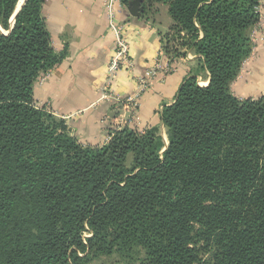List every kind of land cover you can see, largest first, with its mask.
<instances>
[{
    "label": "trees",
    "instance_id": "1",
    "mask_svg": "<svg viewBox=\"0 0 264 264\" xmlns=\"http://www.w3.org/2000/svg\"><path fill=\"white\" fill-rule=\"evenodd\" d=\"M19 1L0 0V264H264V94L231 91L261 0H146L144 18L167 7L163 52L197 55L208 84L184 79L163 132L116 127L101 146L37 106L34 83L63 56L45 0H26L12 26Z\"/></svg>",
    "mask_w": 264,
    "mask_h": 264
},
{
    "label": "crops",
    "instance_id": "2",
    "mask_svg": "<svg viewBox=\"0 0 264 264\" xmlns=\"http://www.w3.org/2000/svg\"><path fill=\"white\" fill-rule=\"evenodd\" d=\"M108 0H45L42 16L55 53L62 60L34 83L38 107L64 120L72 136L82 144L101 146L116 127L144 130L159 127L160 111L175 102L178 90L189 76L200 86L209 75L200 58L190 51L172 58L162 50L161 36L171 21L133 18L119 1L112 5V17L105 9ZM260 26L251 56L243 64L231 91L239 99H256L264 94V0H261ZM122 28L128 44L130 66H124L112 82L115 98L105 99L101 88L115 47L114 28ZM162 56L153 84L140 90L138 80ZM166 59V60H165ZM169 60V61H167ZM172 71L167 73L168 68ZM135 98V105L125 100Z\"/></svg>",
    "mask_w": 264,
    "mask_h": 264
},
{
    "label": "built area",
    "instance_id": "3",
    "mask_svg": "<svg viewBox=\"0 0 264 264\" xmlns=\"http://www.w3.org/2000/svg\"><path fill=\"white\" fill-rule=\"evenodd\" d=\"M117 1H119V0H108L107 4L105 5V9L108 12V15L110 18L112 17V14H113L112 5H113V3L117 2ZM260 20H261V15H260ZM259 29H262L260 26V21L252 32L251 38H252L253 42L258 40L257 39V31H259ZM122 31L123 30L120 27L114 28L115 47H114V51H113V53L109 59V62H108L105 83L103 84V86L101 88L103 98L114 99V100H118V101H119V98H115V96L113 94V90H112L113 79L115 78V75L117 74V72H119L124 66H127V67L130 66L129 56H128V44L121 35ZM259 40L264 43V35H261ZM162 58L163 57L159 55L154 60L153 66L146 69L144 71L142 77L139 78L138 84H139L141 91L146 90L147 88H149L153 84V82L155 80V76L157 74V70L160 69V63H161ZM167 61H169V60H167ZM171 71H172V68L169 67L166 72L169 73ZM134 100H135V98L130 97V98L126 99L125 102L128 105H135Z\"/></svg>",
    "mask_w": 264,
    "mask_h": 264
},
{
    "label": "rangeland",
    "instance_id": "4",
    "mask_svg": "<svg viewBox=\"0 0 264 264\" xmlns=\"http://www.w3.org/2000/svg\"><path fill=\"white\" fill-rule=\"evenodd\" d=\"M145 2H146V0L142 3V5L145 4ZM148 19L156 20V21H158V20H160V21L161 20H169V21H171L169 16H168V13H167V7L165 5H161V4H152L151 5V8L148 9ZM170 26H171V24H170ZM164 35H168V38L170 40L172 39V32H170L169 30ZM172 43L173 44H170L169 49L172 48V51H173L176 47H179V41L177 42V41L173 40ZM174 45H176V46H174ZM177 50H180V49L178 48ZM171 55L174 56L175 54H171ZM163 137H164V140H165V134L164 133H163ZM91 264H127V262L122 260V259H120L118 256H113L111 258H101V259H99L97 261H94Z\"/></svg>",
    "mask_w": 264,
    "mask_h": 264
},
{
    "label": "water",
    "instance_id": "5",
    "mask_svg": "<svg viewBox=\"0 0 264 264\" xmlns=\"http://www.w3.org/2000/svg\"><path fill=\"white\" fill-rule=\"evenodd\" d=\"M144 1L145 0H131L130 1V3L127 6V10H128V13L130 14L131 17L139 18L141 16V13L143 11L142 3ZM25 2H26V0H22L20 5L17 6V8H16V10H15V12L11 18L12 26L14 24V19H15L16 14L20 11V9L22 8V6L24 5Z\"/></svg>",
    "mask_w": 264,
    "mask_h": 264
},
{
    "label": "bare ground",
    "instance_id": "6",
    "mask_svg": "<svg viewBox=\"0 0 264 264\" xmlns=\"http://www.w3.org/2000/svg\"><path fill=\"white\" fill-rule=\"evenodd\" d=\"M21 1H22V0H20V1L18 2V3H19L18 5H20Z\"/></svg>",
    "mask_w": 264,
    "mask_h": 264
}]
</instances>
